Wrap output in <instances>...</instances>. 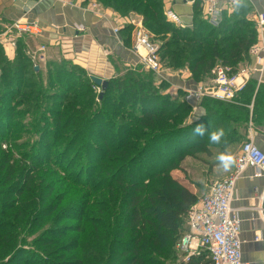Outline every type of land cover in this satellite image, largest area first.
Masks as SVG:
<instances>
[{"label":"trees","instance_id":"16d2710c","mask_svg":"<svg viewBox=\"0 0 264 264\" xmlns=\"http://www.w3.org/2000/svg\"><path fill=\"white\" fill-rule=\"evenodd\" d=\"M101 1L122 17L130 11L141 12L152 41L162 40L161 60L169 68L190 71L195 84L204 82L200 80L214 70L217 61L237 74L241 65L251 61L250 50L258 43L247 0L240 8L225 10L218 27L203 18V0H195L189 27L167 18L164 0ZM132 32L129 23L122 26L126 44ZM17 44L13 60L0 44V169L6 171L5 180H11L22 168L16 175L22 183L13 192L18 206L7 207L16 213L6 223L0 221L2 238L13 242L23 230L33 235L50 220L56 228L45 229L43 236L49 235L60 245L52 254L57 259L45 257L32 263L28 259L24 264H167L186 222L185 234L189 232V212L211 187L199 197L172 173L194 151L211 155L210 146L225 149L239 139L237 128H246L249 110L245 105L256 92V83L250 81L234 104L212 100L202 104L206 114L189 124L193 106L186 102L185 92L180 90V96L173 98L166 91L169 80H158L151 71L109 79L100 99L86 68L72 60L50 61L46 86L60 91L44 93L43 79L32 81L42 76L41 67L32 61L22 40ZM114 91L118 105L110 118L103 107ZM125 105L131 123L116 124L114 118L121 116ZM263 111L261 86L254 116L261 112L264 117ZM27 115L29 123L24 122ZM179 116L184 117L181 124L169 128L180 121ZM201 125L204 135L195 134ZM218 128H224L226 136L220 144H211L208 134ZM65 201L71 204L56 214ZM69 221L79 222L74 231L83 237L62 243L70 226L61 225ZM45 238L42 245L52 244L51 238ZM180 264L212 262L204 251Z\"/></svg>","mask_w":264,"mask_h":264},{"label":"crops","instance_id":"0c3cea01","mask_svg":"<svg viewBox=\"0 0 264 264\" xmlns=\"http://www.w3.org/2000/svg\"><path fill=\"white\" fill-rule=\"evenodd\" d=\"M0 0V43L3 44L4 52H6L9 59L13 60L18 52V44L14 46L11 41L15 40L16 31H11L10 26L17 20L25 19L29 22H37L42 34L34 37V48L44 45V50H39L42 53V62L49 63L52 60L50 52H65L66 58L78 64L89 63L86 69L90 74L103 78L104 80L111 79L110 76L103 73L97 65L93 62L97 57L99 64L105 56L106 51L114 52H128L124 45L123 48L118 42V38L113 34L112 28L117 25L113 16L109 12L103 11L107 16L103 18L95 13H88L83 10L82 1L78 0ZM192 1V2H191ZM195 0H177L171 1L169 9L178 15L184 23L190 26L193 23V9ZM252 7V16L257 13H264V0H249ZM106 12V13H105ZM85 26L87 31L78 32V26ZM65 36V39H63ZM125 35L120 32V39L123 40ZM86 38V39H85ZM264 44V34L260 37ZM72 40L68 50L65 45L66 41ZM82 40H86L85 42ZM90 41V47L88 46ZM5 42V44H4ZM61 42V43H58ZM88 43V44H87ZM84 44V45H83ZM115 47V48H114ZM97 58V59H98ZM78 61V62H77ZM248 65H253L254 59L247 62ZM256 64V63H255ZM261 69L260 66H256ZM105 72V70H104ZM108 72V71H106ZM165 76L171 83L167 91L173 98L178 97L180 90L185 85L194 83L191 79V72L183 70L181 72L165 71ZM180 77V78H179ZM164 79V78H162ZM256 83L257 90L264 86V68L263 71H257L252 74L251 80ZM249 84V83H248ZM254 93L252 99L245 105L249 110V120L242 126L237 128V135L239 139L227 146L225 149L219 145H212L209 147L211 152L216 155L214 160L210 163L214 166V170H223L214 178H227L233 172V166L229 170H224L218 160L217 156L222 152L231 153L233 156L240 153L238 150L244 142L253 140L258 147L264 150V117H261V112L255 113L256 95ZM245 91V90H244ZM243 91V92H244ZM232 104L231 102H225ZM234 104V103H233ZM196 106V110L192 108V114L188 119L189 124L201 121L206 110L202 106ZM264 112V111H263ZM218 154V155H217ZM185 167V166H184ZM176 171H173L174 175ZM254 169L248 168L237 181L236 196L233 207L240 211L242 219V241H243V263L244 264H264V202L260 197L264 193V178H253ZM177 179V178H175ZM182 184L186 182L179 179ZM193 193L202 196L204 190L193 189L186 186ZM188 233V232H187ZM186 233V234H187ZM185 234V235H186ZM259 240L256 241V239ZM194 248L197 246V241H194Z\"/></svg>","mask_w":264,"mask_h":264},{"label":"built area","instance_id":"2783aa9c","mask_svg":"<svg viewBox=\"0 0 264 264\" xmlns=\"http://www.w3.org/2000/svg\"><path fill=\"white\" fill-rule=\"evenodd\" d=\"M92 5H90L92 13L108 20L103 10L97 9L95 11V8H91ZM202 8L203 18L210 25L218 27L222 21L223 12L225 10H234L236 7L233 4V0H203ZM166 15L171 22L179 26H190L184 23L172 9L168 10ZM254 21L259 38L258 43L250 50V57L254 59L256 64L247 65L245 69L237 74H231V69L229 68L218 67L214 71L215 77L211 85L203 86V84L195 83L185 85L182 89L185 92V100L193 106V109L196 110L195 105L199 106L205 98L222 102H236L238 95L246 89L252 74L257 71H263L264 44L260 37L264 34V13H257L254 16ZM129 24L135 27L133 52L139 58L140 63L146 66L149 71L168 80L160 62V47L152 42L151 35L143 27V22L132 20ZM122 26H114L112 31L123 48L124 43L120 39ZM10 30L16 31L18 34L36 36L42 34V29L37 22H29L25 19L15 21L10 26ZM77 30L78 32H85L87 29L84 26H78ZM11 43L14 46L16 45L15 40L11 41ZM45 48L43 47L42 50ZM142 51L145 54H142ZM108 52L110 51H106V55ZM256 66H260L261 69ZM234 158L235 163L233 164L232 174L213 183L209 193L198 204L193 206L189 212V232L179 245L181 250L188 253L185 257L186 262L189 261L191 256L200 255L201 252L206 251L212 264H244L243 241L241 238L242 219L240 211L233 207L236 185L240 176L248 168L254 169L253 178H264V150L258 147L253 140H249L242 145L240 153L234 155ZM260 199L264 202V193ZM194 241H197L196 248L193 246Z\"/></svg>","mask_w":264,"mask_h":264},{"label":"rangeland","instance_id":"374dc122","mask_svg":"<svg viewBox=\"0 0 264 264\" xmlns=\"http://www.w3.org/2000/svg\"><path fill=\"white\" fill-rule=\"evenodd\" d=\"M79 1H80V3L82 1H84L83 5H80V6L83 7V10H85L86 12L88 11V13H92V10L90 9V5H92V4L93 5L91 6V8H93V9L95 8L96 9L95 11H97V9H99V10L109 12L110 15L113 16L117 25H118V23L125 25L132 20L138 21V22H140V21L143 22V17L141 15V12L130 11L127 16L122 17L121 15L116 13L113 9L107 8L103 4V1H101V0H92V1L89 0V3H85L87 0H79ZM171 1L172 0H164L165 8L167 11L170 10L168 6H169V4H171ZM75 2H78V0H76ZM202 10H203V8H202ZM167 11H166V13H167ZM81 26H83V25H81ZM143 27H144V25H143ZM134 28L135 27H133V32L131 34L130 43L126 44L125 41L123 40L124 45L128 49V52H118V49H116L114 52L113 51L108 52L107 55L105 54V56L101 60L100 64H99V58L98 57H97L98 59L97 58L95 60L93 59V62L95 63V65H97L101 71L103 70L102 71L103 73L110 76V78L113 80L117 79L119 77H123V76L128 75V74L135 75L137 72L141 73V71H145V72L149 71L146 66H143L140 63L139 58L133 52V48L135 45ZM144 29L147 31V29L145 27H144ZM124 35H125V37L127 36L126 34H124ZM152 38H153V36H151V40H152ZM63 39H65V36H63ZM19 40H22V42L25 43L26 47L28 48V52L30 53V55L32 57V61L37 63L43 71V74L41 77H39V76L37 78L34 77V79H32V81H37V80L40 81L43 79V81L45 82V84H44L45 87L42 88L44 93H51L52 94V93H55L57 91H60V89L57 87L46 86V84H47V72H48V63L47 62L50 59H47V62H42V53L39 52L40 48L42 50L43 47H45V46L44 45H42L41 47L36 46L34 48V37H32V35H30V34H18L16 32V36H15L16 47H17V42ZM83 41L85 42L86 40H82V43H83ZM161 41L162 40L160 39V41H158L159 44L157 43V45L159 47L162 44ZM71 42H72V40H69V41H66V43H65V45L67 46L66 48L68 50L70 49L69 47H71L69 45H72ZM58 43H61V42H58ZM153 43H155V42H153ZM1 45L3 47V44H1ZM88 46L90 47V41H89ZM17 53L18 52H16V54ZM50 53H51L50 57L52 58V60H57L60 63L63 60H69L65 57L66 56L65 52H50ZM159 57H160V55H159ZM160 62H161V65H162V68L164 69V71H169V72H181V71H183V69L178 68V67L176 69L169 68L166 64V61L161 60V57H160ZM78 64L83 66L84 68H86V66L89 65V63H86L85 61H84V63L78 62ZM221 65H222L221 61H217L215 64L214 70L207 77H204L203 80H200V81H204L202 83L203 86L211 85L212 80L215 77L214 71L218 67H220ZM247 65H248V63L241 65L239 67V71H242L243 69H245L247 67ZM139 66L143 67L140 71L138 69ZM104 70H105V72H104ZM106 71H108V72H106ZM91 75H93V74H91ZM155 75L157 76L158 80H163V79H161V76H159L157 74H155ZM190 78H191V76H190ZM94 90H95L94 92L97 95H99L102 92V89L98 88V87ZM168 90H166V91H168ZM116 96H117V93L115 91L110 93V97L108 98V100L112 99L113 101L111 100L110 102H108L103 107L105 109L104 111H107L108 116L110 118L112 115H114V109L116 108V105H118L117 103H114V101L116 100ZM211 100L217 101V100H213L211 98H205L202 101V104L212 103ZM243 100H245V98ZM217 102H222V101H217ZM48 105H53V103H49ZM100 108H102V107H100ZM120 110H121V116L118 118L113 117L115 123L119 124V125L130 124L131 119H130L129 114H128V112H129L128 106L125 105V107H122V109H120ZM93 112H94V109L92 110L91 113H93ZM179 118H180V121L169 126V128L179 126L182 122V118H184V117L179 116ZM29 119H30V116L27 115L26 119H24V122L29 123ZM25 136H26V134H25ZM79 147L85 148V146H79ZM8 148L9 147H7V149ZM241 148H242V146L240 147L238 152L241 150ZM190 155L191 156L185 157L180 162L181 169L177 170V172L172 176H173V178H177V179L180 178V180H182V181L185 180L186 182L183 183V185L185 187L188 186V187H191L193 189L196 187L198 190L202 189V190H204V194H205L207 192L209 186L213 185V183H215L218 180H222V178H214L212 180V175H214L216 177L219 174V172H223V170H221V171L216 170L215 171L214 166H211L210 163L216 157V155L213 153H211V155H210V154H206V153H201L200 151H197V152L194 151ZM2 158H3L2 153H0V164H1ZM80 160L81 161L83 160L82 156H81ZM21 171H22V168H19L17 171V174H19V172H21ZM5 174H6V171L0 169V214H1L0 215V221L2 220V222L6 223L7 220H9V219L11 220V218H10V217H12L11 215L16 213V210L9 211L7 207H9V205L12 206L15 204L14 202H15L16 198L13 195V192H15L17 189H19L18 184L19 183L21 184L22 182H20L21 179L19 178V176H16L17 174L13 175L11 180H5ZM158 184H159V182H158ZM56 192H57V189H56ZM69 204H71V202L65 201V203H63L59 207L56 214L61 212L64 205L66 207V206H69ZM15 205L18 206L17 203ZM64 225L70 226V229H69L70 231H68L69 235H67V237H65V239L62 243L71 242L72 240H75L77 237H83V234L77 233L74 231V229L78 228L79 222L69 221L67 223H64L61 226H64ZM51 227L56 228L55 225L53 226L51 221L48 220V221L44 222L41 225V227L37 230V232L33 235H31L30 233H27L25 230H23L22 233H20V235H19L20 237L16 238L17 243H16V239L13 240V242L12 241L9 242V241L4 240L1 236L2 234H0V264H24V262H26L28 259H31L30 262L32 263L34 261H41L45 257L48 259H51V260L57 259V257L52 255V254L55 250L60 248V245L57 244L52 239V237H50L49 235L46 238L43 236V233H44L43 231L45 229L51 228ZM119 227H120V225H118V228ZM186 227H187V222L183 226V230L180 232V235H179L176 243L172 247V252H171L172 253L171 259L172 260L167 261V264H180L182 261H185V257L187 256L188 253L181 250L179 248V245H180V241H181L182 237L185 235ZM8 228H10V227H7L6 229H8ZM9 230H10V232H14L13 228H10ZM44 238L46 240H48V238H51L53 241L52 244L42 245L41 241ZM37 241H38V243H37ZM44 242L46 243L47 241H44ZM46 253H48V256H46ZM73 253H77V251L69 253L68 256L72 255ZM42 255L44 257L41 258ZM102 263L103 262L98 263V264H102ZM94 264H97V263H94Z\"/></svg>","mask_w":264,"mask_h":264},{"label":"clouds","instance_id":"9594fccd","mask_svg":"<svg viewBox=\"0 0 264 264\" xmlns=\"http://www.w3.org/2000/svg\"><path fill=\"white\" fill-rule=\"evenodd\" d=\"M244 0H233V4L236 8H240L243 6ZM195 134L197 135H204L205 129L204 127L197 126L194 129ZM226 136V130L224 128H218L216 130H213L209 132L208 139L211 144H220L223 140V138ZM217 160L220 164V166L224 170H229L233 164L235 163V158L231 153L228 152H222L217 156Z\"/></svg>","mask_w":264,"mask_h":264},{"label":"water","instance_id":"95a60500","mask_svg":"<svg viewBox=\"0 0 264 264\" xmlns=\"http://www.w3.org/2000/svg\"><path fill=\"white\" fill-rule=\"evenodd\" d=\"M36 71H39V68L36 67ZM93 83L102 89V92L100 93V99L104 97V94L109 86V80H104L103 78H100L98 76L93 75L92 77Z\"/></svg>","mask_w":264,"mask_h":264},{"label":"bare ground","instance_id":"6f19581e","mask_svg":"<svg viewBox=\"0 0 264 264\" xmlns=\"http://www.w3.org/2000/svg\"><path fill=\"white\" fill-rule=\"evenodd\" d=\"M142 54H145V52H144V51H142Z\"/></svg>","mask_w":264,"mask_h":264}]
</instances>
